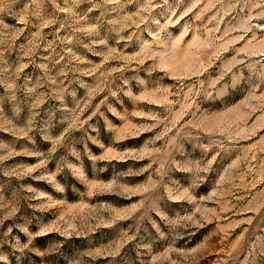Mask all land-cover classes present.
Segmentation results:
<instances>
[{"label": "rangeland", "instance_id": "1", "mask_svg": "<svg viewBox=\"0 0 264 264\" xmlns=\"http://www.w3.org/2000/svg\"><path fill=\"white\" fill-rule=\"evenodd\" d=\"M0 264H264V0H0Z\"/></svg>", "mask_w": 264, "mask_h": 264}]
</instances>
